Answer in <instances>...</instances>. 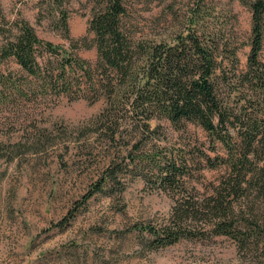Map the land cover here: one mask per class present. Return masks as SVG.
<instances>
[{"label": "trees", "instance_id": "16d2710c", "mask_svg": "<svg viewBox=\"0 0 264 264\" xmlns=\"http://www.w3.org/2000/svg\"><path fill=\"white\" fill-rule=\"evenodd\" d=\"M47 1L69 46L42 38L25 18L8 19L0 0V110L11 113L26 103L40 106L62 98L90 103L103 99L105 107L92 120V129L104 133L116 148L84 202L58 226L68 227L93 196L123 193L125 178L132 176L173 200L162 223L134 225L132 231L148 249L218 235L258 248L264 224L249 218L239 200L249 189L264 197V164L253 159L262 144L257 154L264 160V0L243 2L252 14L243 68L238 47L227 42L222 47L218 36L199 28L205 0H197L184 29L161 40L134 28L127 0H90L88 31L93 37L71 38L64 1L40 2ZM82 47L96 48L93 62L78 53ZM162 118L177 127L193 122L206 130L217 153L215 160L204 154L209 167L227 168L203 195L194 194L198 150L152 142L160 127L155 121ZM249 173L253 175L248 179Z\"/></svg>", "mask_w": 264, "mask_h": 264}, {"label": "rangeland", "instance_id": "374dc122", "mask_svg": "<svg viewBox=\"0 0 264 264\" xmlns=\"http://www.w3.org/2000/svg\"><path fill=\"white\" fill-rule=\"evenodd\" d=\"M40 1L1 3L8 19L25 18L42 38L69 46L48 1ZM63 1L70 12V37L88 35L92 39L88 31L92 1ZM127 2L134 28L156 40L179 33L187 26L191 11L197 9V0ZM243 2L205 0L198 23L201 30L218 36L222 47L227 42L239 48L241 68L250 50L252 20L250 8ZM78 53L92 62L97 57L95 47H82ZM260 57L264 60V46ZM104 107L103 99L90 103L62 98L40 106L26 103L11 113L0 110V264H264V240L258 248L255 244L242 247L226 235L182 239L157 250L148 249L132 231L134 225L162 223L173 200L139 177H126L121 194L93 196L78 217L61 229L58 223L84 202L85 194L116 155L104 133L98 135L92 129V120ZM155 122L160 127L153 143L198 150L196 168L200 169L193 178L197 186L194 194L203 195L209 182L227 174L224 165L209 167L204 154L215 160L217 153L211 150L202 127L193 122L177 127L164 118ZM262 148V144L257 146L259 153ZM218 151L225 154L221 144ZM257 152L253 159L262 166L264 160ZM252 175L249 173L248 179ZM239 202L249 218L264 224V197L258 190L249 189Z\"/></svg>", "mask_w": 264, "mask_h": 264}]
</instances>
